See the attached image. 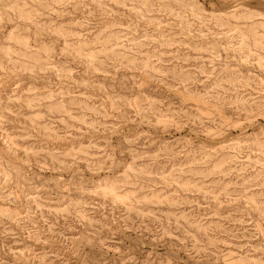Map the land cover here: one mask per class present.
<instances>
[{"label":"rangeland","instance_id":"374dc122","mask_svg":"<svg viewBox=\"0 0 264 264\" xmlns=\"http://www.w3.org/2000/svg\"><path fill=\"white\" fill-rule=\"evenodd\" d=\"M0 264H264V0H0Z\"/></svg>","mask_w":264,"mask_h":264}]
</instances>
